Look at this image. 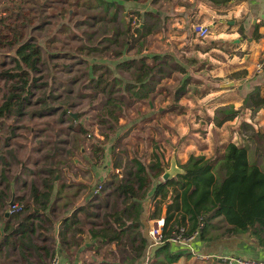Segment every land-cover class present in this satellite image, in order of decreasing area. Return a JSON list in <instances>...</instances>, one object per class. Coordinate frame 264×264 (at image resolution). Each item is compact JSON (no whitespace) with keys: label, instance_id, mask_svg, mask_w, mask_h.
<instances>
[{"label":"rangeland","instance_id":"rangeland-1","mask_svg":"<svg viewBox=\"0 0 264 264\" xmlns=\"http://www.w3.org/2000/svg\"><path fill=\"white\" fill-rule=\"evenodd\" d=\"M93 1L0 0V104L5 99L8 85L11 83V79H7L1 72L15 66L16 48L24 41L30 40L38 45L41 53L40 70L36 72L41 76L38 85L33 87V93L30 101L26 102L25 109L21 113H12L6 117H0V193L2 190L8 193L14 189L8 201L16 193L17 197L14 201L22 204L30 202L33 184L42 188L44 178L51 177L48 168L54 166L55 161H57L58 174L56 178H58V183L63 182L66 184L64 187L68 185H73V187L66 190L69 193H67L66 199L59 203V206H57L58 201H60L58 198L54 202H50L51 213L57 210L59 216L69 203L81 201V199L76 198L78 192H80L79 196H86L84 192L86 187L81 189V186L76 183L75 177L82 176L88 179L90 176L88 182H91L92 186L99 184L97 187L100 189L98 194L96 193L91 199L86 200L84 198L83 204L75 209V211L83 210L84 212L80 215V224L86 223L89 216L88 209L97 211V216H93L94 220H100L103 212L108 210L109 205L107 203L113 201L114 194L111 193V188L106 186L105 181L111 180L113 175L118 173L119 168L115 164H131L130 160L134 155L142 156L145 161H149L153 158L152 147L153 150L157 149L163 154L166 166L169 165L172 154L180 160L191 154L189 150H186L182 156H179L181 152L178 153L174 148V146L182 145L181 138H185V141L188 140L187 135L184 137L175 136L176 131L172 124L176 121L174 116H177V112H172L173 117L168 116L165 119L154 118L153 115L145 116V113H148L146 112L147 108L150 107L149 100L153 103L152 108L157 111L165 105L162 102L161 94H159L160 90L162 94L168 93L171 98L175 99L174 92L177 86L186 80L188 81V79H193L190 72L175 70L169 76L172 77L170 78L172 82L162 85L163 89L159 85V90L157 89L153 98L142 99L139 100L140 102L123 101L121 107L113 105L111 108L118 113V120L113 119L112 122L108 121L104 124L100 122L104 115L103 105L107 93H103L100 87H96L97 78L91 79V76L103 73L105 78L112 79L114 74L118 73L124 78H132L130 70L119 69L116 63L143 53L161 52L159 50L161 49L160 42L153 40L154 33L150 35L135 34V28L141 25L143 18L147 19L150 26L153 27H160L161 22L158 19L140 17V15L135 14L136 7L143 6L140 8L143 11L147 6H154L152 0H128L125 2V13L124 9H119L120 15L115 20L108 19L109 16L105 17V27L104 23L101 22L102 18L96 14L97 8L102 10V4L99 0ZM162 4V0H158L155 6L161 8ZM122 19L125 20V23L129 22L130 29L135 34V37H131L128 45L123 43V36L118 35L119 38L117 37L116 42L104 37V34L107 35L104 32L105 29H109L110 35H117L114 25L124 30L125 24ZM201 44L202 46L208 44L207 38L206 40L203 38ZM152 45L154 46L153 51L148 50L146 52V47ZM119 52L120 54H117ZM177 54L181 55V52L178 51ZM175 56L178 58L177 62L180 65L183 64V58ZM104 62L111 65L112 71L107 70L102 65ZM174 62L173 59L172 63L174 64ZM184 72L185 74H183ZM45 81L49 85L44 84ZM51 89L52 93L48 97L52 107L42 109L43 102L39 97H44L43 94L50 92ZM262 93L264 95V91ZM179 101L180 99L177 100L178 103ZM170 102H173L172 99L166 103V106ZM179 104H183L184 107L186 105L191 106L185 103ZM64 108H66L65 112H63ZM118 109L122 110L118 112ZM187 114L186 118L194 125L193 120H190V118L194 119L193 115ZM71 115L76 120H73ZM152 116L153 118H150ZM242 116L232 126H237L236 130H242L248 137H252L250 139L257 141L258 146H262L264 139H258L254 129L243 125L244 120L248 118L246 119L244 114ZM109 124L114 127L112 130L109 129ZM260 128L264 129V125ZM107 132H109L108 137L105 134ZM196 136V133H191L190 141H196L197 144L201 141L202 144L198 147L207 146L210 141L213 142L212 137L208 141L207 137L203 138V136L194 140ZM217 141L215 140V143ZM239 142H246L247 144L246 140L240 139ZM160 145L163 147L162 150L159 148ZM97 146L101 148L99 153H96ZM112 146H114L113 150ZM219 153L221 152L216 150L214 154ZM252 153L255 151L252 150ZM252 157H256V155ZM85 167L91 171V173L88 172V176L87 172H84ZM105 167L107 172L104 181L100 184L97 175L100 174V179L103 178L101 174H103ZM3 175H5V179H3ZM118 200H120L119 197ZM5 201L0 200V219H2L5 208L12 205ZM154 208L153 204L151 211ZM25 211L17 212L23 214ZM145 220H148V214ZM153 220L152 217L149 219L148 229L152 227ZM33 221L37 222L38 220L34 218ZM226 226L227 222L221 217L215 219V225L209 232L212 238L204 240L205 244L202 251L208 253L215 248L217 252L214 253L219 255L238 254L244 258H252L243 249L241 251L236 250L239 247L240 240L238 239H235L228 249L231 242L230 237L235 234H223ZM39 229L37 230L39 231ZM43 237L44 235L41 237L37 231L33 234L35 243L42 244L45 242ZM149 241L152 244V254L158 245L154 244V238L150 234ZM46 244H52V239H49ZM27 248V256H29V250L32 247ZM39 251L43 252L42 249ZM180 251L183 252L182 259L162 264H196L193 260L188 261L190 251L187 248H181ZM116 257L111 251L110 259ZM144 260L143 264H147V257ZM211 261L212 264H216L219 260L212 259Z\"/></svg>","mask_w":264,"mask_h":264},{"label":"trees","instance_id":"trees-1","mask_svg":"<svg viewBox=\"0 0 264 264\" xmlns=\"http://www.w3.org/2000/svg\"><path fill=\"white\" fill-rule=\"evenodd\" d=\"M99 1L102 4V10L97 8L96 14L102 18L101 22L105 27V17L109 16L108 19L115 20L120 15L119 9H124V13L126 12L125 2L128 0ZM114 6L115 8H113ZM138 14L140 17H146L149 12ZM122 20L125 24L124 30L114 25L117 35H110L109 29H105L104 32L107 35L104 34V37L116 42L120 35L123 36V43L128 45L132 36L135 37V34L145 35L153 28L143 18L141 20L143 24L135 28L134 34L130 29L129 22L125 23V20ZM15 54V66L1 72L7 79H11V83L8 85L5 99L0 104V117L21 113L25 109L26 102L30 101L33 87L38 85L41 76V74H36L40 70L41 61V53L37 44L30 40L24 41L16 48ZM171 58L168 60L165 55L160 53L150 55L143 53L117 62V68H126L132 72L130 79L124 78L118 73H115L112 79L105 78L103 73L91 76V79L97 78L96 87H100L103 93H107L103 105L104 115L100 122L104 124L108 121L112 122L113 119L118 120V113L111 106L121 107L123 101L133 102V100L153 98L164 79L171 76L175 70L185 71L178 62L172 63L174 56ZM102 65L112 71V67L108 63L104 62ZM44 84L49 85L47 81ZM186 84L187 80L177 86L174 92L176 103L186 92ZM49 91L43 94L44 97H39L43 102L42 109L52 107L48 97L52 93V89ZM248 105L257 107L264 105V97L260 95V86H256L255 90L246 96L243 106ZM121 110L118 109V112ZM65 111L66 108L63 112ZM238 112L239 109L235 108L233 104L220 106L215 116L216 123L222 124L225 120L233 118ZM71 117L76 120L74 116L71 115ZM108 127L111 130L114 128L112 124H109ZM105 134L107 137L109 136V132ZM255 136L258 139H264V132H256ZM111 148L113 150L114 146ZM100 149L97 146L96 153H99ZM161 157L163 154L157 149H154L153 158L149 161H145L142 156L134 155L130 160L131 164H115L119 168L118 173L113 175L111 180L105 181L106 186L111 188V193L114 194L113 201L107 203L109 208L103 212L101 219L93 221L91 231L93 236L99 235L102 239L106 238L107 241L116 242L115 252L118 256L116 264H143L145 261L150 243L149 235L145 231L147 201H153L155 206L149 214L150 217L160 218L163 216V211H166L163 242L158 244L152 254H149L147 264H162L177 260L183 253L180 251L181 248L187 247L172 243L168 238L181 225H186L187 232L192 233L197 229L201 216L204 226L201 228L199 237L203 240L212 238L209 235L210 229L215 225V219L221 217L227 222L223 234L237 235L247 232L257 239L259 245L264 247V169L250 161L246 146L230 142L224 153L211 157L192 153L186 162L179 163L185 171L166 181L161 179V174L166 166ZM57 165L58 163L55 161L54 166L48 168L51 177L44 178L42 188L33 184L32 200L26 202L27 204L24 203L22 210L19 211L26 210L25 213H10L9 217L17 219V221L14 224L8 220L3 228L10 230V233L22 232L17 240L34 247L37 252L43 249L46 254L49 253V245L46 243L36 244L33 234L39 228L41 230L53 229L52 219L47 213L42 216V210L50 207L57 180ZM3 179H5V175H3ZM65 185L63 182L60 184L59 193ZM8 193L2 190L0 200L8 201L12 195L10 191ZM5 210L2 218L5 217ZM88 215L97 216V211L88 212ZM76 216L73 213L64 220L66 229L78 227L77 224L81 221L76 219ZM34 218L38 221H33ZM46 223L49 224L48 227L45 225ZM98 224L100 226H94ZM74 225L77 227H73ZM40 229L39 234L42 237L44 232ZM59 233L64 240L66 231L60 229ZM12 242L15 243L16 240H12Z\"/></svg>","mask_w":264,"mask_h":264},{"label":"crops","instance_id":"crops-1","mask_svg":"<svg viewBox=\"0 0 264 264\" xmlns=\"http://www.w3.org/2000/svg\"><path fill=\"white\" fill-rule=\"evenodd\" d=\"M157 1L152 0L154 6H147L143 11L140 10L143 6L136 7L135 14H144L145 11H148L149 15L146 17L160 20V27H153L147 34L150 35L154 33L153 40L155 39V41L161 44V49H159L161 52L158 53L165 55L168 60L172 59L171 56H174V60L177 62L178 58L175 55L179 58H183L184 62L181 65L185 72H190L193 79H188L185 89L186 92L181 97L179 103H185L191 106L186 105L184 107L183 104L176 103V100L171 98V95L169 96L168 93L162 94L160 90L159 94H161L162 102H164L165 105L157 111L152 108L153 103L149 100L150 107L147 108L146 112L148 113H145V116L153 115L154 118L159 117L165 119L168 116H172V112H177V116H174L176 117V121L172 124L176 131L175 136H188L187 141H185V138H181V142H183L181 146H174L178 153L181 152L179 156H182L186 150H189L191 154H205L211 157L215 155L214 153L216 150L224 153L228 143L235 142L239 145L246 146L248 148L250 161L257 163L264 169V146H258L259 143L257 141L250 139L252 138L251 136L248 137L242 130H236L235 128H237V126H232L238 119L243 117L242 114H244L245 118H248V121L244 120L243 125L254 129L255 132H264V129L260 128V126L264 125V119H262L264 116V105L259 107L255 105L243 106L246 96L250 92H253L256 86H260V95L264 97L262 93L264 91V85H262L264 84V71L258 72L256 69L264 37V24L262 22L264 18V0H162L163 4L161 8L155 6ZM146 22L150 25L147 19ZM195 22L210 27L209 34L204 37L205 40L206 38L208 40V44L205 46L201 44L203 37H199L193 31L192 25ZM142 24L143 23H141V25ZM153 49L154 46L152 45L151 47H146L145 50L148 52V50L153 51ZM178 51L181 52V55L177 54ZM154 53L156 52H152V54ZM148 55H150V53ZM185 72L183 74H185ZM170 78L172 77L164 79L160 86L165 85V83H171L172 80ZM239 78H244V81L239 84L228 85L229 81ZM164 87L166 89V86ZM164 93L166 92L164 91ZM171 99L173 102H170V104L166 106V103ZM227 104H233L235 108L239 109V112L233 118L225 120L222 124H217L215 116L218 108ZM176 108H178V110H175ZM186 113H188L187 115H193L194 119L190 118V120H193L192 123L194 125L186 118ZM153 116L150 118H153ZM191 133H196L197 135L194 140H197L199 136H203V138L207 137L208 141H210L212 137L213 142L210 141L207 146L198 147L202 142L199 141V144H197L196 141L191 142ZM240 139L246 140L247 144L246 142H239ZM215 140L218 141L215 143ZM191 146L192 148H190ZM159 148L161 150L163 149L161 145ZM151 150L154 151L153 147ZM252 150H254L255 153H252ZM173 153H175V151H173ZM253 155H256V157H252ZM189 156L185 159L182 158V160L177 158L178 163L186 162ZM161 158L165 165L164 158ZM93 169H95L94 166ZM84 172H87V176L89 175L88 172L91 173L86 167ZM106 172L107 169L105 167L103 168V174H101L103 178L100 179V174L97 175L100 183L104 181ZM89 180L90 176L88 179L82 176L75 177V181L81 186V189L84 188V186L86 187L84 191L86 196H79L80 192L76 194V198L81 199V201L84 198L86 200L88 198H93L94 195L100 191V189H97L99 184L97 183L92 186L91 182H88ZM59 186L60 184L57 178L54 188L56 190L53 191L51 201L52 203L58 198L60 201H58L57 206L60 205L59 203L62 200L66 199V195L69 193L66 190L73 187V185H68L59 193ZM13 190L14 189L10 190L11 193ZM14 196L16 198L17 194L14 193ZM81 201L69 203L59 216L57 210L56 212L54 210L55 214L53 212L51 213V208H47L46 212L42 210L44 215L47 213L50 216L54 224L52 230H41L44 232L43 240L46 243L49 239H52V244H49V255L46 254L43 249V252H37L34 247L28 246L25 242L22 243L17 240L22 232H11V234L9 232L10 230L3 229L8 223V220H11L14 224L15 221H17V219H13L9 217V215H6L5 210V217L0 219V264H31L30 262L33 264H47V259L54 253L58 254L60 257L59 264L118 263V256L115 252L117 246L116 242L107 241L106 238L102 239L99 235L93 236L91 227L93 226L94 218L92 215L88 216L86 223L77 224L79 228L75 225L73 226L78 229H72L71 227L66 229L64 223L66 218L75 213L77 215L76 219H80V215L84 213L83 210L75 211L77 207L83 204V201ZM91 205L94 204L91 203ZM152 208L153 201H147L145 209V215L147 216L148 214L145 228L147 233L150 225L149 219L151 218L149 214L152 212ZM5 209H7V207ZM93 211L94 210L88 209L89 213ZM10 213L14 212L9 210V214ZM46 225H48V223H46ZM94 226L97 227L100 225ZM60 229L66 231V238L64 240L60 236ZM37 232L39 233L38 230ZM230 238L231 242L228 249L231 247L232 242L238 239L240 241L239 247L236 248L237 251L243 249L250 257H264V247L259 245L257 239L249 233H239ZM12 240H16V242L14 243ZM204 244L205 241L199 237L195 240L194 247L198 252L203 254H217L214 253L217 252L215 248L211 252L204 253L202 251ZM27 247H32L31 250H29V256H27ZM151 250V247L148 248L146 254L147 259ZM111 251L114 257L117 256L116 258L110 259ZM189 255L188 261L193 260L196 264H212V259L218 261V259L214 257H199L193 252ZM182 258L183 256L181 255L178 259L180 260ZM216 264L224 263L218 261Z\"/></svg>","mask_w":264,"mask_h":264},{"label":"built area","instance_id":"built-area-1","mask_svg":"<svg viewBox=\"0 0 264 264\" xmlns=\"http://www.w3.org/2000/svg\"><path fill=\"white\" fill-rule=\"evenodd\" d=\"M264 24V18L262 19ZM193 31L199 37H206L210 32V27L204 25L199 22H195L192 25ZM256 69L258 72L264 71V37L262 46L260 49V57L257 62ZM24 204L14 201L12 205L9 206V210L11 212H17L22 210ZM153 225L149 229V234L154 238V244H160L163 242V226H164V217L153 218ZM204 226L203 217H200V222L196 230L192 233L187 232V226L181 225L178 230L174 231L171 236L168 238L170 242L187 247L188 250L198 255L199 257H214L224 264H264V257H252V258H244L238 254H227V255H211V254H203L198 252V250L194 247V242L200 236L201 228ZM151 243H149V248L151 247ZM60 257L58 254L54 253L49 257L47 264H59Z\"/></svg>","mask_w":264,"mask_h":264},{"label":"water","instance_id":"water-1","mask_svg":"<svg viewBox=\"0 0 264 264\" xmlns=\"http://www.w3.org/2000/svg\"><path fill=\"white\" fill-rule=\"evenodd\" d=\"M244 81V78H239L235 80H231L228 82V85L239 84ZM184 168L178 163L177 157L173 154L170 160L169 166H165L163 173L161 174V179L166 181L170 178L175 177L177 174L184 172ZM15 196L8 201V204L14 203ZM166 211H163V217L165 216ZM6 215H9V208L6 209Z\"/></svg>","mask_w":264,"mask_h":264}]
</instances>
